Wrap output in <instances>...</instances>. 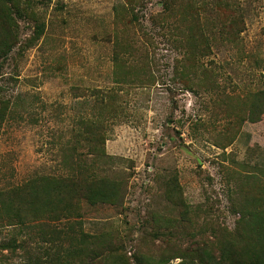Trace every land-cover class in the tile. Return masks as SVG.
Masks as SVG:
<instances>
[{
    "label": "rangeland",
    "instance_id": "obj_1",
    "mask_svg": "<svg viewBox=\"0 0 264 264\" xmlns=\"http://www.w3.org/2000/svg\"><path fill=\"white\" fill-rule=\"evenodd\" d=\"M195 1L208 49L192 63L207 76L204 90L185 88L174 71L185 40L152 20L162 0H146L138 22L116 14L122 0H0V100L10 106L0 127V189L33 175H67L68 149L90 152L85 139L97 121L108 156L92 169L124 184L113 202L83 199L68 214L44 213L26 225L0 221V264L27 263L46 250L70 264L155 263L201 245L212 227L233 230L239 203L249 207L264 190V114L251 122L247 110L237 112L264 88V0H221L226 11L216 8L220 0ZM221 24L236 32L231 42ZM120 41L131 45L124 56L131 69L115 76ZM141 66L153 83L132 80ZM101 96L114 104L98 115ZM172 178L195 210L185 235L177 229L174 237L154 229L153 219L178 216L165 195ZM42 228L61 236L47 234L44 243ZM83 233L88 239L73 238Z\"/></svg>",
    "mask_w": 264,
    "mask_h": 264
},
{
    "label": "trees",
    "instance_id": "obj_2",
    "mask_svg": "<svg viewBox=\"0 0 264 264\" xmlns=\"http://www.w3.org/2000/svg\"><path fill=\"white\" fill-rule=\"evenodd\" d=\"M196 2L195 0H162L161 11L152 20L155 23L164 21L169 28L171 27L173 33L180 34L181 39L185 40L178 46L182 50L184 58L178 61L174 71L185 88L204 90L207 76L205 72H194L192 63H197V60L202 57V52L208 49V46L204 48L207 37L201 28V13ZM145 5L146 0H122L116 6L115 12L116 14L127 13L133 22H138L136 11L144 8ZM218 6L226 11L228 4L220 0L216 3V8ZM221 25L223 28L219 31L222 33L225 31L227 35L231 34L227 39L228 42H231L232 36L234 37L236 32H232L230 27L226 28L225 24ZM2 43L7 46L4 41ZM116 44L118 47L114 52L113 65L115 76H120L127 74L126 71L131 69V66H125L124 56L131 55L132 51L128 42L121 44L120 41ZM148 68L149 66H141L132 76V80L153 83L155 79ZM114 82L118 84L121 81L116 78ZM214 83L215 81H213ZM105 98L108 99V102L105 101ZM97 103L98 115H100L106 108L114 104V96H101L97 99ZM114 110L109 109L112 114H114ZM246 110L249 121L257 122L261 119L264 114V88L245 97L241 109L237 112ZM9 111V104L0 100V127L5 123ZM97 122L94 127L91 125L95 122L89 124V130L96 133H88L91 136L85 139L89 143L90 152L77 153L74 146L68 149L71 154L70 158L65 160L70 171L67 175L52 173L33 175L20 185L0 189V221L6 220L10 224L16 221L20 225H26L28 220H38L44 216V213L68 214L74 210L71 205L78 206L83 199L95 203H109L118 197L117 192L121 182L118 183L106 176L98 177L92 169L95 162H100L108 156L104 150L107 138L102 134L105 133V130L102 123ZM79 123L84 124V121ZM72 156L75 161L72 160ZM123 185L121 184L122 189ZM166 188L168 189L165 192L166 198L178 210V216L169 219L162 216L154 217V222L161 226H156L154 229L159 230L163 226V231L173 237L174 232L179 229V233L185 235L190 222L189 217L195 213V210L185 203L175 178L166 183ZM249 203L244 199L239 203L242 210L233 230L212 227L210 236L206 238V241L204 239L201 245L197 241L189 243L184 247H178L177 253L174 255H161L155 263L149 259L140 260V264H264V190L259 189L255 201L248 207ZM204 216L207 218L206 215ZM47 234L61 236V233L55 229L42 228L41 239L44 243L49 242L46 239ZM80 235L79 237L73 236V238L86 240L89 237L86 233ZM56 239L58 240V238ZM56 239L52 238L50 241ZM53 243L55 244L54 241ZM44 255L22 264H70L63 261L57 253H48L46 250ZM177 258L178 262H170Z\"/></svg>",
    "mask_w": 264,
    "mask_h": 264
}]
</instances>
